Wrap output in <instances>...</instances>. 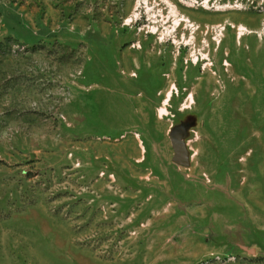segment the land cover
Returning <instances> with one entry per match:
<instances>
[{"label": "rangeland", "instance_id": "obj_1", "mask_svg": "<svg viewBox=\"0 0 264 264\" xmlns=\"http://www.w3.org/2000/svg\"><path fill=\"white\" fill-rule=\"evenodd\" d=\"M0 264H264V0H0Z\"/></svg>", "mask_w": 264, "mask_h": 264}, {"label": "bare ground", "instance_id": "obj_2", "mask_svg": "<svg viewBox=\"0 0 264 264\" xmlns=\"http://www.w3.org/2000/svg\"><path fill=\"white\" fill-rule=\"evenodd\" d=\"M172 13V12H171ZM172 15L174 16V20H173V26H172V28L174 29L175 27H180V25H181V23L182 22H185L187 25V27L189 28V27H191V20L190 19H185V18H183V19H180V18H178V16H175L176 15V13H172ZM192 27H193V25H192ZM191 27V28H192ZM239 31H243V30H246L243 26H239V29H238ZM166 32H168V30L166 31ZM170 97V94H168V96H167V98H169ZM162 111H164L163 109H162ZM165 112V111H164Z\"/></svg>", "mask_w": 264, "mask_h": 264}, {"label": "water", "instance_id": "obj_3", "mask_svg": "<svg viewBox=\"0 0 264 264\" xmlns=\"http://www.w3.org/2000/svg\"><path fill=\"white\" fill-rule=\"evenodd\" d=\"M172 144H173V149L175 148V150H176V157H175V162H177V163H181L182 164V162L178 159L179 158V150H180V145L179 144H177V143H173L172 142Z\"/></svg>", "mask_w": 264, "mask_h": 264}]
</instances>
